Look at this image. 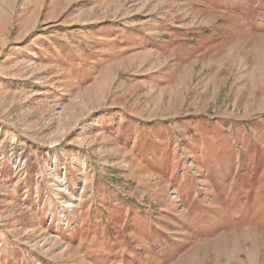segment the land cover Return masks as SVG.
I'll list each match as a JSON object with an SVG mask.
<instances>
[{"label": "rangeland", "instance_id": "rangeland-1", "mask_svg": "<svg viewBox=\"0 0 264 264\" xmlns=\"http://www.w3.org/2000/svg\"><path fill=\"white\" fill-rule=\"evenodd\" d=\"M0 264H264V0H0Z\"/></svg>", "mask_w": 264, "mask_h": 264}]
</instances>
